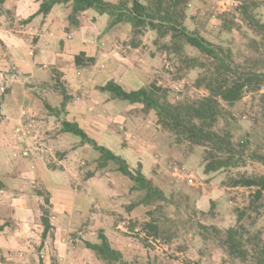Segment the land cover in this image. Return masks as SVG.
I'll return each instance as SVG.
<instances>
[{"label":"rangeland","instance_id":"obj_1","mask_svg":"<svg viewBox=\"0 0 264 264\" xmlns=\"http://www.w3.org/2000/svg\"><path fill=\"white\" fill-rule=\"evenodd\" d=\"M241 2L242 0H190L189 14L191 16L186 20L189 29L198 30L208 39L230 49L238 62L252 54L245 37L253 36V32L241 19L239 11L235 10ZM90 11V14L86 13L81 17L80 27L71 28L68 22V27L72 31H67L63 25L59 24L58 17V27L56 31L54 29L51 32L54 41H58L63 34L71 38L70 40H75L77 37L75 32L86 27L82 36L85 34L87 37L85 43H92L88 47L89 51L96 54L95 61L84 66L91 73L88 76L92 77V73L96 72L94 78L98 75L99 81L113 77L126 90H136L156 82L158 86L169 89V97L172 101L175 97L193 99L208 94L207 90L194 86L197 71L183 75L178 70L177 64H173L167 59L165 53L156 49L153 33H147L141 41L137 39L139 43L135 47L131 43L130 25L122 24L119 31L109 28L110 15H102L95 10ZM262 11L264 12V7ZM225 13L229 14V18H234L237 24L231 33L220 30L222 19L219 16ZM9 14L12 17L11 13ZM94 16L97 20H94ZM67 50L68 53L73 54L77 48L70 47ZM103 75L105 76L102 77ZM177 75L182 77L176 79ZM55 78L52 88L47 87L44 88L46 91H41L46 98L55 95L51 98L54 99L56 95H62V87L68 91L59 73H56ZM82 79L83 77L80 79L81 82H83ZM86 91L84 87L80 90L74 89V94L70 95L67 104L69 101L83 100L82 96ZM262 93H264V86L256 93H246L242 100L233 106L222 101L218 127L231 130L235 140L250 139L254 146L264 150V119L259 112L258 100ZM44 104L48 112L62 113L59 119L65 118L67 105L65 110L62 109V104L57 110H52L48 109L47 101L44 100ZM117 114L118 120L111 123L113 137L111 141L106 138V142H110L114 152L126 158L133 169L141 166L144 174L154 184L164 189L167 195L173 198L174 205L176 204L179 208L168 207L171 220L162 222V227L168 229L163 235L165 238L147 237L142 228L143 223L150 219L148 213L155 207L140 205L129 211L128 206L135 203L141 193L130 191L128 183L132 187L133 182L117 171L114 162H110L105 171L100 169L98 159L93 157L94 149L90 146L91 150L78 159L77 170L84 171L86 174L97 172L100 175L98 179L101 184L91 183L92 188L89 187L87 191H84L82 200L78 203L83 206L82 209L90 211L93 207L101 206L103 198L98 196V193L106 196L105 206H102L106 209L104 214L106 219L113 215V221L117 224L121 222L122 227L111 226L110 221L104 219L105 225L113 230L108 238L115 248L121 250L128 261L137 259L144 264L151 258L153 264H242L239 260H231L215 244H207L197 233L195 225L190 227L189 224H183L191 217L194 224L200 220L206 224H215L222 229L234 226L237 224L236 209L244 207L249 202L255 188L228 186L224 183L227 177L226 172L206 174L199 149L185 159L180 149L174 144L172 135L161 130L151 116L143 113L142 104L118 101L114 106H106V117L113 118ZM73 136L80 139L78 136ZM39 141L42 144H39ZM46 142L45 138L38 137L29 147L41 152L47 165L52 167L62 157L53 149L50 154L47 147L49 145ZM95 153L99 155L98 152L95 151ZM44 174L43 178L47 179L46 182L51 186V190L59 186L56 178L48 175L49 171ZM202 211L207 213L205 218L200 214ZM95 224L96 221L92 223V227ZM261 225H264V218L258 223V226ZM94 230L96 234L88 236V239H97L99 229L94 228ZM169 234L170 239H168Z\"/></svg>","mask_w":264,"mask_h":264},{"label":"trees","instance_id":"obj_2","mask_svg":"<svg viewBox=\"0 0 264 264\" xmlns=\"http://www.w3.org/2000/svg\"><path fill=\"white\" fill-rule=\"evenodd\" d=\"M4 1L0 0L1 3ZM189 3L190 0H42L37 13L23 23H29L38 15L46 17L55 6H63L69 10L67 19L71 28H78L82 24L81 17L95 10L99 14L110 15L109 28L117 24L130 25L133 46H138L147 33H153L156 49L177 64L183 75L197 71L194 86L207 90L208 94L193 99L175 97L172 101L169 89L158 86L156 82L136 90H126L111 79L98 89L110 100L142 104L143 113L151 116L161 130L172 135L174 144L185 159L195 150H201L206 174L226 172L224 183L228 186L255 188L249 202L236 209V225L222 229L200 220L194 224L191 217L183 225H195L197 233L207 244H215L233 261L264 264V225L258 226L264 218V150L254 146L250 139L235 140L231 130L218 127L222 101L233 106L246 93H256L264 86V0H242L235 9L253 32V36L245 37L252 54L239 62L234 59L230 49L208 39L198 30L189 29L186 24L191 16ZM219 18L222 19L220 30L230 33L235 30L237 24L234 18H229L228 13ZM94 61L95 58L86 57L85 52L75 56V64L79 67ZM180 77L182 75H177L176 79ZM61 94L62 109L65 110L70 95L64 87ZM258 100L259 112L264 119V93L260 94ZM47 107L53 110L49 104ZM61 131L78 136L82 145H90L98 152L100 169L106 168L110 162L115 163L117 171L133 182L130 191L141 193L140 198L128 206V210L140 205L154 206L155 209L148 213L150 219L143 223V231L147 237L165 238L163 235L168 229L162 227V222L171 220L168 207L179 208L174 205L173 198L154 184L141 166L133 169L126 158L99 144L77 122L63 119ZM40 195L43 196L41 210L46 236L52 228L49 218L50 194L40 191ZM200 214L204 218L207 216L203 211ZM96 240H84L83 244L104 264H142L137 259L128 261L120 250L112 246L103 230L98 231ZM150 259L144 264H153Z\"/></svg>","mask_w":264,"mask_h":264},{"label":"crops","instance_id":"obj_3","mask_svg":"<svg viewBox=\"0 0 264 264\" xmlns=\"http://www.w3.org/2000/svg\"><path fill=\"white\" fill-rule=\"evenodd\" d=\"M41 1L0 2V264H103L83 243L88 236L96 234L94 228L103 230L107 236L113 232L104 223L106 209L102 206H105L106 196L98 193L103 198L102 205L90 211L78 204L84 191L92 188L91 183L101 184L100 175L77 170L78 159L91 150L90 145H82L71 133L62 132L61 121L77 122L91 138L114 151L106 138L111 141V123L118 120L119 115L112 118L105 113L106 106H114L118 100L108 99L98 87L116 79L109 77L99 81L98 75L94 78L96 72L90 77V71L73 61L81 52L88 57L96 56L88 49L92 43H85L87 37L82 36L86 27L75 32V40H70L66 34L58 41L52 40L51 32L58 27V17L59 24L72 31L68 27V11H64L63 6H55L46 17L38 15L29 23H23L37 13ZM94 20H97L95 16ZM121 26L117 24L113 29L119 31ZM70 47L77 51L68 53ZM56 73L65 81L69 95L81 87L87 90L80 102L69 101L63 119H59L62 113H51L44 107L45 100L57 110L63 96L51 99L55 95L46 98L41 93L46 91L44 88H52ZM45 84L47 86H43ZM38 137L46 139L50 154L52 149L60 153L62 159L55 166L47 165L41 152L29 147ZM94 153L93 157L99 159ZM46 171L59 185L53 187L54 190L43 178ZM128 187H131L129 183ZM40 191L50 194L52 228L46 236ZM113 218L111 215L106 220L111 226L122 228L121 222L117 224Z\"/></svg>","mask_w":264,"mask_h":264},{"label":"built area","instance_id":"obj_4","mask_svg":"<svg viewBox=\"0 0 264 264\" xmlns=\"http://www.w3.org/2000/svg\"><path fill=\"white\" fill-rule=\"evenodd\" d=\"M22 130H20V132H21ZM21 134H22V132H21Z\"/></svg>","mask_w":264,"mask_h":264}]
</instances>
